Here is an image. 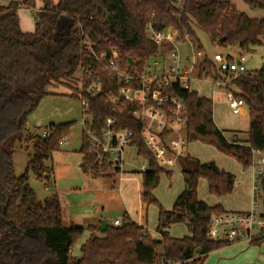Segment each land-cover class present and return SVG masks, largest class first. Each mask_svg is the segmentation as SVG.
<instances>
[{"label":"trees","instance_id":"obj_1","mask_svg":"<svg viewBox=\"0 0 264 264\" xmlns=\"http://www.w3.org/2000/svg\"><path fill=\"white\" fill-rule=\"evenodd\" d=\"M244 1L264 12V0ZM39 3L35 31H23L19 10H35ZM149 26L156 32L173 30L182 41L186 36L196 38V30H200L224 49L238 46L248 51L264 42V17L251 18L239 12L233 0H184L181 9L169 0H21L0 5V264H205L210 253L230 245L208 237L212 218L227 212L222 206L210 207L199 200L198 185L206 179L210 194L224 197L233 192L236 177L214 162L204 164L186 155L180 160L184 191L172 210H165L153 192L161 175L172 172L160 167L145 146L134 107L127 106L123 114L114 113L104 95L88 97L92 128L100 133L106 121L114 118L120 128L132 131V146L148 163L143 173L142 203L160 208L159 240L128 216L122 226L109 225L105 232H101V224L68 226L58 194L40 201L29 184L31 174L40 181L50 178L48 162L60 151L73 125H50L46 137L30 135L29 117L49 95L48 89L74 87L80 69L97 71L105 94L116 92L118 78L105 71L96 56L116 49L122 71L141 72L160 53V47L148 37ZM198 50L202 52L200 43ZM204 69L209 76L222 78L208 56L200 76ZM229 87L248 108L249 130L244 140L236 134L231 141L217 127L211 99L180 86L171 92L187 105V143L213 145L249 169L252 150L264 152V70L240 75ZM23 143L33 153L24 174L17 177L13 158L17 145ZM88 149L83 134L80 168L84 175L97 179L101 173ZM177 223H187L190 235L172 237L169 230ZM85 230L90 238L81 246V256L74 257L72 251ZM261 244L260 240L251 243Z\"/></svg>","mask_w":264,"mask_h":264},{"label":"rangeland","instance_id":"obj_2","mask_svg":"<svg viewBox=\"0 0 264 264\" xmlns=\"http://www.w3.org/2000/svg\"><path fill=\"white\" fill-rule=\"evenodd\" d=\"M12 1L21 0H0V5L7 6ZM233 3L239 12L245 13L251 18L261 19L264 17L262 10L251 7L244 0H233ZM38 10L39 4L35 10L26 8L19 10L23 31L29 33L35 31V17ZM198 43L202 47L204 57L208 56L213 60L215 54L229 53L235 60L244 57V64L249 72L264 70V42L261 46L253 47L248 51H243L238 46L224 49L213 44L209 36L204 32L196 30V38L179 41L176 46H167V48L169 47L168 51L170 53H179L182 64L190 67L192 65L193 54L196 52V50H192V45L198 50ZM164 46L163 44L160 47L161 54L168 53L165 50L166 48L164 49ZM187 58H190V61H186ZM164 61V68L168 69L172 61L170 59H164ZM160 62L163 63V61ZM161 71L153 68V72L156 74L161 73ZM195 76L198 78L197 72H195ZM81 77L82 71L79 69L76 73V79L79 80ZM235 78V76L231 75H222V78H219V80H225L231 86V82ZM75 83L73 82L74 85ZM191 89L198 92L200 96L213 100L215 124L223 131L227 139L232 140L236 134L240 140L247 138L248 133L246 132L249 130V118L246 117L247 115L249 116L248 108L245 109L246 116L234 114L229 108L226 96H224L225 88L218 89L214 93L212 85L207 82H193ZM231 89L234 88L231 87ZM48 93L49 95L42 100L37 110L29 117L28 128L30 135H42L50 125L68 123H72L73 125L60 151L54 155L52 161L48 162L49 166L53 164L55 167V175L58 182H56L57 188L54 187V182L50 178L40 181L34 174L30 175L29 184L36 192L38 200L44 201L57 191L60 195H63L62 201L65 202L67 199H70V193L72 192L76 195L75 197L79 203L84 206V210L88 212L86 214L96 215V217H99L103 221H107L111 227L114 226L115 219L124 220V217L129 214L131 216L129 215L128 217L134 221L141 217L148 233L155 240H159L156 229L160 208L157 204L147 207L142 203L143 174L140 170L145 161L137 155L136 148L131 147L126 151L127 162L132 163V167L126 166L125 170H133L136 173L126 175L125 177L128 178V181L125 184L120 183L118 180L117 185H113L110 189L112 192L106 199L100 200L99 198L86 195L82 190V180L85 179L86 181L89 176L84 175L79 167L82 161L80 150L83 144V122L85 119L82 103L76 96H73L75 94L73 86L51 87L48 89ZM16 150L13 162L15 175L20 177L24 174L29 156L33 151L32 149L28 150L24 143L17 145ZM186 153L204 164L214 162L220 169L232 173L236 177L233 192L224 197L211 195L207 180L201 179L198 185L199 200L205 202L210 207L222 206L227 213L248 212L251 210L252 178L250 168L245 169L236 159L220 152L217 147L199 141L187 143ZM165 171L172 172V174L163 173L161 175L160 183L153 192V195L162 208L172 210L178 196L185 188L181 163L173 170L165 169ZM107 176L109 175L101 174L99 178H112L111 176ZM132 178H135V180ZM77 192L81 194H76ZM73 201L77 203V200L73 199ZM169 231L172 237L178 239L190 235L187 223L173 224ZM89 234L85 230L72 251L74 257L81 256L80 248L90 238ZM205 264H264V245H251V243L243 239L213 251L207 257Z\"/></svg>","mask_w":264,"mask_h":264},{"label":"built area","instance_id":"obj_3","mask_svg":"<svg viewBox=\"0 0 264 264\" xmlns=\"http://www.w3.org/2000/svg\"><path fill=\"white\" fill-rule=\"evenodd\" d=\"M169 1L178 9H181L184 2V0ZM146 32L149 39L159 47L164 44V49L166 48L168 53H159V56L146 65L141 72L122 71L119 68V56L116 49H113L110 54L96 56L97 63L118 78L116 92L105 94L104 83L98 72L94 70L82 71V77L79 80L76 79L74 85L75 95L80 98L84 109L83 134L88 141V154L94 158L101 174L117 178L119 181H123L128 174L136 173L133 170H125L126 166L132 167V163L127 162L126 151L134 147L132 146L133 133L127 128H120L114 118H109L102 131L97 133L92 128L88 97L104 95L112 112L118 114H123L126 107L132 105L134 118L142 123L141 136L145 146L160 167L168 170L176 168L181 158L187 155V105L183 98L172 94V89L180 86L184 90L192 91L193 82H207L212 85L214 93L218 89H226L224 93L229 108L234 114L244 115L247 108L246 102L236 95L225 80L209 76L205 69L203 76H200L202 62L206 56L204 57L194 45L192 50L196 52L193 54L190 67L182 64L179 53L168 51L167 46H176L179 42L177 32L173 30L156 32L151 26L147 27ZM186 40L190 38L186 36ZM164 59L172 61L168 69L164 68ZM186 61H190V58ZM213 62L222 75L238 77L250 73L244 64V57L235 60L229 53H218L214 55ZM153 68L163 71L156 74ZM47 135L48 131L42 134L44 137ZM252 154L253 162L250 168L253 172L252 208L248 212L214 216L208 231V237L213 241H226L232 244L243 239L249 243L260 240L261 245H264V152L253 149ZM137 155L139 156L138 150ZM147 170L148 163L145 161L140 172L143 174ZM130 220L134 222L133 219ZM123 223V220H116L114 226L120 227Z\"/></svg>","mask_w":264,"mask_h":264},{"label":"crops","instance_id":"obj_4","mask_svg":"<svg viewBox=\"0 0 264 264\" xmlns=\"http://www.w3.org/2000/svg\"><path fill=\"white\" fill-rule=\"evenodd\" d=\"M40 7H41V5L39 3V9H40ZM197 83H201V82H197ZM224 96H225V93H224ZM244 116H246L245 111H244ZM246 117L249 118L248 115ZM246 133H248V131ZM50 168H51L50 169V175H51L50 176V180L52 182H54V187L57 188V185H56L57 177L55 175V167L52 164L50 166ZM251 178H252V185H253V172H252V170H251ZM133 180H135V178ZM82 181H83V183H82L83 193L85 192L86 195L92 196L94 198L96 197V198H99L101 200V199H106L109 196V194L112 192L110 189L112 188L113 185H117L118 179L117 178L116 179H114V178H110V179H108V178H106V179H103V178L93 179V178H90V176H89L86 181H85V179L82 180ZM127 181H128V178L124 177L123 181H119V182L122 183V184H125ZM73 190H76V189H73ZM56 193L58 194V196L60 198V201H61V204H62V207H63L65 224H68V226L77 225V226H80V227L87 228L88 226H91V225H93V226H97L99 224L102 225V223L104 222L99 217H96V215L86 214L88 212L86 210H84V208H83L84 206L79 203L78 199L75 197L76 195H74L72 192L70 193V199H67V201H65V202L62 201L63 200V195H60L59 192H57V191H56ZM76 194H81V193L77 192ZM73 199L77 200V203H74ZM237 213H241V212H237ZM116 220H119V219H115V221ZM105 222H107V221H105ZM134 222H136L139 226H144L141 217H139ZM107 224L109 226L108 222H107Z\"/></svg>","mask_w":264,"mask_h":264},{"label":"water","instance_id":"obj_5","mask_svg":"<svg viewBox=\"0 0 264 264\" xmlns=\"http://www.w3.org/2000/svg\"><path fill=\"white\" fill-rule=\"evenodd\" d=\"M177 40H178V41H181V38L178 37ZM223 42H224V40H222V43H223ZM130 63H131V65L133 64V59H131V58H130ZM107 227H108V224H107V222L104 221V222L102 223L101 227H100L101 232H105V230L107 229Z\"/></svg>","mask_w":264,"mask_h":264}]
</instances>
